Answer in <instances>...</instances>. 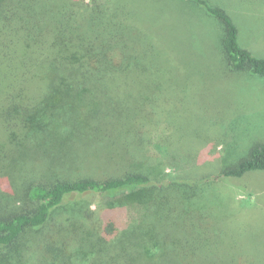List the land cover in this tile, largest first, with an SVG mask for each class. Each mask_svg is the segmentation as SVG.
I'll list each match as a JSON object with an SVG mask.
<instances>
[{"label":"trees","instance_id":"trees-1","mask_svg":"<svg viewBox=\"0 0 264 264\" xmlns=\"http://www.w3.org/2000/svg\"><path fill=\"white\" fill-rule=\"evenodd\" d=\"M191 1L222 26L220 44L230 69L264 78V58L241 46L227 11L209 0ZM121 12L101 0H0V184L9 177L47 172L23 171L8 161L36 155L26 149L29 141L55 134L101 164L132 159L144 143L142 155L178 171L179 179L156 180L141 171L104 180L55 177L49 183H32L26 196L35 203L33 210L0 216V264H202L210 255L198 231L202 208L182 211L151 198L144 202L120 197L170 182L195 186L209 179L189 175L190 168L201 164L196 158L202 148L194 162H182L188 159L182 158V153L187 155L182 139L166 119L155 131L145 129V141L134 139L141 140L140 119L149 123L157 111L155 98L131 105L134 100L123 99L122 84L138 71L133 64L138 59L129 61L128 51L136 48L129 43L134 29ZM55 98L70 101L56 104ZM80 129L89 130L90 138ZM105 137L109 146L102 144ZM256 170H264L263 142L220 174L241 177ZM84 193L113 204L89 209L78 216L79 222L49 230L62 217L54 211L72 194ZM26 229L47 230L43 237L27 241ZM217 261L227 264V255Z\"/></svg>","mask_w":264,"mask_h":264},{"label":"rangeland","instance_id":"rangeland-1","mask_svg":"<svg viewBox=\"0 0 264 264\" xmlns=\"http://www.w3.org/2000/svg\"><path fill=\"white\" fill-rule=\"evenodd\" d=\"M101 1L118 12L123 8L122 16L127 13L124 18L132 21L129 25L134 29L129 43L136 48L128 51V58L138 59L133 63L138 71L128 76L130 82H123V99L127 96L134 100L129 102L131 105L155 98L156 116L150 117L149 123L140 119L141 140L134 139L145 141V129L155 131L161 119H166L174 127L176 137L182 139L180 146L187 154L182 153V158H188L182 162H194L195 154L202 148V155L196 158L202 160L201 164L190 168L189 175L209 178L195 186L170 182L157 190L141 188L120 197L144 202L151 198L182 211L202 208L204 218L198 231L210 254L203 256L202 264H218L221 255H227V264H264V170L250 171L241 177L220 174L245 156L254 144L264 143V78L247 70L230 69L220 44L222 26L191 0ZM209 1L231 16L241 46L264 58V0ZM54 101L61 104L70 99ZM80 131L85 139L90 138L89 130ZM60 138L56 134L38 137L36 142L26 145L36 155L8 161L23 171L25 168L47 172L13 175L9 182L1 183L0 216L33 210L35 203L26 196L29 185L49 183L55 177L104 180L144 171L156 180L179 179L178 171L142 155L140 148L144 143L137 146L134 159H109L101 164V159L83 154ZM105 138L102 144L109 146L110 141ZM111 204L94 193L72 194L54 211L62 217L54 220L49 230L57 224L79 222L78 216L85 211ZM46 230L26 229L24 239L43 237Z\"/></svg>","mask_w":264,"mask_h":264}]
</instances>
